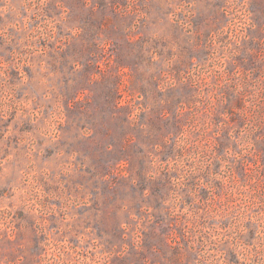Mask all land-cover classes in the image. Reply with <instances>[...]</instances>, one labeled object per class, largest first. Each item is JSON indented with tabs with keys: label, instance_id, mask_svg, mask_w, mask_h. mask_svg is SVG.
Listing matches in <instances>:
<instances>
[{
	"label": "rangeland",
	"instance_id": "obj_1",
	"mask_svg": "<svg viewBox=\"0 0 264 264\" xmlns=\"http://www.w3.org/2000/svg\"><path fill=\"white\" fill-rule=\"evenodd\" d=\"M0 264H264V0H0Z\"/></svg>",
	"mask_w": 264,
	"mask_h": 264
}]
</instances>
